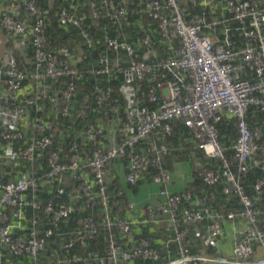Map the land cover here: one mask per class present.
<instances>
[{"label": "built area", "instance_id": "built-area-1", "mask_svg": "<svg viewBox=\"0 0 264 264\" xmlns=\"http://www.w3.org/2000/svg\"><path fill=\"white\" fill-rule=\"evenodd\" d=\"M99 1L113 28L120 27L122 19L135 14L125 5V0L118 6L115 0ZM200 1L203 6L209 5V0ZM222 2L221 13L206 18L187 16L178 0H146L144 14L156 24L158 39L169 48L161 53L164 56L150 50L144 55L137 54L133 45L115 38L105 40L106 50L116 57L99 55L98 69L90 71V75L95 78L112 73L122 75L119 91L124 99L125 114L118 122L121 141L107 150H95L89 159L82 161L75 153L76 144L71 145L63 158L59 151L52 149L57 141L56 119L58 116L84 118L91 109V100L98 107L109 101L110 88L95 84L92 97L83 95L75 108L78 59L65 47H48L38 0H0V28L6 33L0 45L7 43L4 62L0 63V258L6 251L13 258L28 256L32 264H39V257L50 251L54 264H90L89 259L71 255V252L75 244L87 247L97 236L100 223L86 216L79 230L70 232L74 241L61 242L67 234L59 229L74 208L64 202L38 198L44 189L64 193L56 184H65L68 178L79 182V193L87 205L94 202L93 182L103 208L105 229L110 233L117 230L123 238H130L135 223L109 215L105 186L111 163L126 159V182L130 187L137 186L149 168L155 172L152 181L161 186L159 195L164 203L155 207L148 205L144 209L146 220L143 223L151 224L161 218L172 228L173 238L163 249L173 244L176 257L163 264H264V226L260 223L264 207L257 205L264 193V134L247 122L250 108L264 112V2ZM190 3L195 5L196 0ZM21 10L26 15L19 14ZM34 17L35 22L31 24ZM99 17L96 9L80 17L61 10L59 22L61 26L80 27L82 20L94 21ZM231 23L236 27L230 26ZM171 31L179 41L178 47L173 44ZM28 34L34 49L33 63L30 70H23L10 37H27ZM81 38L88 42V31L82 30ZM151 43L149 34L139 40L144 48H149ZM119 52L127 56L124 67L117 57ZM63 79L66 81L62 82ZM49 81L62 82L63 88L58 94ZM40 101L50 106L46 113ZM31 108L39 116L33 122L28 116ZM40 112L45 114L44 120ZM225 118L236 121V141L230 158L219 143L216 129L217 123ZM173 122H180L189 129L196 148L207 158L220 162L218 171L200 168L198 176L202 183L211 187L224 182L223 194L237 197L241 211L224 215L212 209L206 195L196 197L187 191L169 192L170 176L164 169V158L169 150L155 138L171 135ZM23 123L25 128H22ZM102 133L101 127L89 126L79 138L94 141ZM141 143L144 149L137 148ZM38 159L46 162V170L41 175L36 167ZM252 168L263 174L251 184L255 197L246 195L244 188V180ZM26 208L41 212L45 221L34 216L24 228ZM128 208L132 211L133 206ZM225 222L237 227L231 259L191 255L185 245L186 226H194L192 236L199 245L217 249ZM56 243L58 247H54ZM256 248L261 250V257L254 258ZM163 249L152 247L146 239L124 249L110 234L104 253L96 257V261L98 264H123L132 260L156 262L170 257V253L161 255ZM53 261L50 259L49 263Z\"/></svg>", "mask_w": 264, "mask_h": 264}, {"label": "trees", "instance_id": "trees-1", "mask_svg": "<svg viewBox=\"0 0 264 264\" xmlns=\"http://www.w3.org/2000/svg\"><path fill=\"white\" fill-rule=\"evenodd\" d=\"M120 1L121 0H115L117 6ZM145 2L146 0H125V5L135 14L128 15L127 17L122 19L120 27L113 28L105 21V17L98 19L94 22V24H91V21H88V19L82 20L80 27H74L72 25H60L59 13L61 10H66L67 12L80 17L82 14L89 15V13H91L92 7H95L99 10L100 13L105 16L106 9L102 6L99 0H38L37 6L41 12L40 18L44 23V35L48 47L53 49L65 47L71 52V54L73 51V53L77 54L78 56V60L75 65V68L78 72V77L75 81V83L77 84V95L73 102L74 107L77 108L79 106L83 95L88 94L92 97L93 87L95 86V84L103 88H110L109 101L103 107L96 106L92 101L91 109L90 111L86 112V116L84 118L74 119L72 118V116L70 118H61L59 116L57 117V142L54 144L53 149L60 151L62 156H64L67 149L70 148L72 144H76L77 149L75 153L80 157L82 161L89 159L93 152L97 149L107 150V143L106 141H103L102 136L104 135V133L106 134V132L110 130L113 125L123 120L125 114V105L123 98L119 93L122 76L119 74H112L107 77L95 78L90 75V71L98 68L97 62L99 59V55L107 54L110 58L116 57L114 53L108 52L106 50L105 40L107 38H115L121 42L125 41L128 44L133 45L134 49L137 52H142V50L137 48L139 39L142 35L149 34L152 40L151 49L155 50L160 55H162L161 53L166 52V50L169 49L168 46L162 44V42L158 39L156 24L149 20L148 17L144 14L146 13V10L144 8ZM178 3L180 6H183L186 9L187 16L203 15L206 18H210L214 15L217 16V13H214V10L210 7V5L203 6L200 0H196L195 5L191 4L190 0H178ZM21 11L22 13L19 14H21L22 16L26 15L24 10ZM29 21L31 22V20ZM34 22L35 17L32 19L31 24H33ZM230 26L236 27V25L232 23L230 24ZM82 30H86L89 33L90 39L88 44H86L81 38ZM171 34L174 46L178 47V39L172 31ZM124 36L127 37L124 38ZM13 39L23 43L21 53L23 51V53L27 57L26 60L24 59L22 54L18 57L20 61V68L23 70H25V68L27 70H30L32 68L34 50L32 46V38L28 34L27 37H15ZM117 57L120 59L121 66H126L128 62L126 54L124 52H119ZM65 81L66 79L62 80V82ZM62 82L57 83V81H49L48 83L52 87H55V91L58 94L63 88ZM39 104L44 113H46L50 109V106L47 102L40 101ZM44 113L41 114L40 112V117H42L43 119H45ZM28 116L30 119L37 117L34 108L30 109V111L28 112ZM98 119L102 120V122L99 123V126H102L103 135L101 137L99 136L94 141H90L85 137H81L82 139L79 138L80 133L87 129V127L97 126ZM30 121L33 122L34 120L32 119ZM247 122L251 128L257 127L264 134V112H259L253 108H250L247 112ZM235 124L236 122L234 119L225 118L216 125L219 141L224 147L225 154L228 158L233 155L232 146L236 140ZM186 132L187 130L183 126H181L180 123H174L173 133L171 135L159 136L158 142L166 144L169 149V153L166 158L170 156V154H172V148H176L177 143L182 138H185L187 136ZM116 136L118 143L119 139L121 141V135L117 127ZM137 148L144 149L145 145L141 143L137 145ZM46 156L47 153L44 154V157ZM121 161L124 162L127 167V160L122 159ZM199 161L203 167L208 169L218 171L221 167L218 160L207 159L202 153H199ZM114 162L115 161L111 163V166ZM36 167L38 169V174L41 175L46 170L45 159H38L36 161ZM27 168L28 166H26V169ZM154 173V170L149 168L142 174L141 179L138 181L137 185L144 179H151ZM198 173L199 172L194 173L193 182L191 184L193 189H196V191L193 190L196 193L194 194L192 191H189L190 193H192L196 197L206 195L208 197L209 205L216 211V208L224 204L225 200L226 204L225 207H223L225 209L224 211L229 212L237 208L239 211H241L242 207L239 205L237 197H235L233 194H230L228 196L223 194L222 189L225 185L224 182L211 187H207L202 183L201 178L198 176ZM261 176H263V174L257 168H252L249 171V174L244 180L246 195L255 197V194L251 190L250 186L254 182V180ZM114 182H111V180H109L108 182V177L105 182L106 197L110 205L109 215L113 219L126 218L127 216L126 214L124 215V213L129 211L128 207L130 204H128L126 196H124L122 190L119 189ZM79 186V182L72 179L69 183L56 184V188L64 189V193L62 194H58L56 191L50 193L46 189L42 190V192L38 194V198L42 201L51 200L54 203L64 202L70 204L74 208V211L69 219L65 223L63 222L60 227L61 229H59L67 234V236H63L61 242L74 241L73 237L70 235V232L74 233V231H78L81 221L86 216L93 217L100 223L98 234L92 240V242L87 247H79L77 246V244H75L74 248L72 249L71 255H79L83 258L89 259L90 264H98L96 261V257L102 256V254L104 253V249L107 245L108 237L110 234L114 242L117 245H121L124 249H129L133 244H136L140 240L147 238V229L141 228L140 234L135 235L133 231V227L135 226L131 228L130 238H123L117 230H112L111 233L108 232L103 225L104 212L102 206L100 205V200L96 196V187L94 183H91V191L94 193V202L90 203L89 205L86 204L83 195L79 193ZM198 191L199 193H197ZM257 205L260 207H264V193L260 197ZM218 212L220 213L219 209ZM34 216L39 218V220L41 221H45V216L41 212L36 213L30 208H26L24 210L23 218L24 228H27L26 225L28 224L29 219ZM260 223L262 226H264V218H261ZM148 225L150 224H142L138 227H148ZM193 227V225L185 227L188 231V237L186 239L185 245L190 249L191 255L196 254L199 251L205 256H216L215 249L209 247L202 248V246L194 240V238L192 237ZM146 240H148L152 245L150 239ZM58 245L59 243H56L54 247H58ZM152 246L155 247L154 245ZM196 247L198 250L196 249ZM167 253H170V257L168 259L166 258L165 260L161 259L160 261L156 262L132 260L129 263L123 264H163L164 262L176 257L174 245H171L170 249H163L161 255L165 256L167 255ZM50 259L53 261L54 257L51 255L50 251H46L39 257L38 262L39 264H50ZM54 262L55 261H53L52 264H54ZM32 263V259L28 256L13 258L6 251L2 252V256L0 258V264Z\"/></svg>", "mask_w": 264, "mask_h": 264}, {"label": "crops", "instance_id": "crops-1", "mask_svg": "<svg viewBox=\"0 0 264 264\" xmlns=\"http://www.w3.org/2000/svg\"><path fill=\"white\" fill-rule=\"evenodd\" d=\"M209 5L214 10V13H221V9L223 6L222 0H215V1L210 0ZM126 37L127 36H124V38ZM5 39H6V33L0 29V40H5ZM11 44L15 45L16 54L18 55V57L21 56L22 54V56L26 60L27 59L26 55L23 53V51L21 53L23 43L20 41H16L15 39L12 38ZM6 45H7L6 43L2 44L4 50L0 54V63L4 62ZM137 48L142 50V52L144 51L143 53L138 52L141 55H144L147 51H149V48L141 47L139 42ZM72 54L75 59H78L77 54L73 53V51ZM51 88L53 91L56 90L55 87L51 86ZM32 119L35 120L36 117L31 118L30 120ZM97 122H98L97 125H100L99 123H101L102 120L98 119ZM116 127L117 129L119 128L118 123L113 125V127L110 130H108L106 134L104 133V135L102 136L103 141H106L107 143L106 148L115 146L120 142L119 139V142L117 143ZM22 128H25V123L22 124ZM186 133L187 136L185 138H182L177 143L176 148H172V154H170V156H168L164 162L165 163L164 169L170 176V182L167 185V189L172 194H178L183 191H190V192L192 191L194 194L196 193L194 192L196 191V189H193L191 184L193 182L194 173L195 172L197 173L199 167L202 166L199 161L200 152H198L195 149V142L190 140L191 139L190 134L188 132ZM155 141L159 143L158 142L159 138H155ZM126 176H127L126 164L122 161H115L112 164L111 169H109L108 182L109 180H111V182L115 181L114 182L115 185L119 189H121L122 192L124 193V196H126L128 204L133 206L132 211H127L124 213V215L126 214L127 216L126 219H130L135 223V227H133V231L135 235L140 234L141 228L147 229L148 232L146 233L147 235L146 239L151 240L152 245L155 246L154 248L163 249V246L168 241L172 240V235H173L172 228L167 222L161 221L160 220L161 218H159L155 222L148 225V227H138L142 224L145 225V223H143V221L146 220L144 216V209L148 205L156 206L158 204L164 203V199L159 195L161 186L159 184L154 183L152 179H148V180L144 179L135 188L132 189L129 187V185L126 182ZM71 180L72 179L70 178L67 179V181L69 182H71ZM197 193H199V191ZM225 204H226V200L224 204L216 208L217 211L219 209L220 213L224 215H226V213L227 214L237 213L239 211L237 208L229 212H226L224 211L225 209L223 208L225 207ZM236 222L238 223L239 221L237 220ZM222 226H223L222 235L218 241L215 254L218 257L231 259L232 250L234 246L233 244L234 236L237 227L231 222H225L223 223ZM170 246L168 249H170ZM256 251H257V256H255L254 258L261 257V250L257 248ZM194 255L205 256L203 253H200L199 251ZM200 264H213V263H200Z\"/></svg>", "mask_w": 264, "mask_h": 264}, {"label": "clouds", "instance_id": "clouds-1", "mask_svg": "<svg viewBox=\"0 0 264 264\" xmlns=\"http://www.w3.org/2000/svg\"><path fill=\"white\" fill-rule=\"evenodd\" d=\"M212 1H215V0H212ZM209 2H210V0H209ZM93 9H96L97 11H98V13L100 14V17H99V19L100 18H102V17H105V21L107 22V18H106V15L104 16L102 13H100L99 12V10L97 9V8H93L92 7V9H91V11L93 10ZM90 14V13H89ZM74 15V14H73ZM88 15V14H87ZM217 15H219V13H217ZM76 16V15H75ZM98 20V19H97ZM97 20H94V21H91L90 19H88V21H91V24H94V22L95 21H97ZM108 23V22H107ZM1 29V28H0ZM2 30V29H1ZM3 31V30H2ZM5 32V31H4ZM12 38H15V37H11L10 38V41H11V39ZM141 38V37H140ZM90 39V38H89ZM118 40V39H117ZM119 41V40H118ZM85 42V41H84ZM121 42V41H120ZM123 42H125V41H123ZM11 43V42H10ZM86 44H88L89 43V40H88V42H85ZM127 43V42H126ZM7 44V43H6ZM128 44V43H127ZM152 44V43H151ZM133 48H134V46H133ZM149 50L150 51H155V50H153V49H151V45H150V47H149ZM134 51H135V53H137V54H139L135 49H134ZM156 52V51H155ZM74 57V56H73ZM75 59V58H74ZM75 60H77V59H75ZM97 66H98V64H97ZM98 69V68H97ZM97 69H95V70H97ZM112 74H118V73H112ZM111 74V75H112ZM120 75V74H119ZM122 76V75H121ZM107 77V76H106ZM122 81H123V78H122ZM121 84H122V82H121ZM121 84H120V86H121ZM120 88V87H119ZM119 93H120V91H119ZM76 95H77V93H76ZM121 95V94H120ZM123 101H124V99H123ZM91 102H92V100H91ZM94 103V102H93ZM80 105V104H79ZM37 117H39L38 115H37ZM43 119V118H42ZM44 120V119H43ZM236 122V121H235ZM174 123H180V122H173L172 123V127H173V124ZM181 124V126H183L182 125V123H180ZM97 126H99V125H97ZM99 127H101L102 128V126H99ZM184 127V126H183ZM57 128V127H56ZM186 130H187V132L190 134V136H191V140L192 141H194L193 140V138H192V134H191V132L189 131V129H187L186 127H184ZM119 129V128H118ZM172 133H173V128H172ZM171 133V134H172ZM159 138V137H158ZM219 139V138H218ZM236 141V140H235ZM57 142V141H56ZM195 142V141H194ZM219 143H220V141H219ZM235 143V142H234ZM221 144V143H220ZM116 145H118V144H116ZM115 145V146H116ZM166 145V144H165ZM234 145V144H233ZM167 146V145H166ZM222 146V145H221ZM112 147H114V146H112ZM112 147H109V148H112ZM223 147V146H222ZM233 147V146H232ZM108 148V149H109ZM167 148H168V146H167ZM224 148V147H223ZM53 149V148H52ZM69 149V148H68ZM68 149H67V151H68ZM195 149L198 151V152H200V153H202V151H200V150H198L197 148H196V143H195ZM54 150V149H53ZM169 150V149H168ZM55 151H57V150H55ZM60 152V151H59ZM169 153V152H168ZM203 154V153H202ZM204 155V154H203ZM60 156L62 157V155H61V153H60ZM205 156V155H204ZM206 157V156H205ZM166 158V157H165ZM165 158H164V162H165ZM207 158V157H206ZM207 159H209V158H207ZM116 161H121V160H116ZM164 165H165V163H164ZM111 166V165H110ZM200 168H202V169H208V168H205V167H203V166H200L199 167V169H198V171L197 172H199V170H200ZM128 172V171H127ZM130 187V186H129ZM136 187V186H135ZM134 187V188H135ZM251 187V186H250ZM130 188H132V187H130ZM183 192H185V191H183ZM187 192H189V191H187ZM182 193V192H181ZM179 194V193H178ZM192 194V193H191ZM159 205V204H158ZM151 206H153V205H151ZM157 206V205H156ZM155 207V206H154ZM193 237V236H192ZM150 243V242H149ZM152 246V245H151ZM153 247V246H152ZM202 248H204V247H202ZM257 249V248H256ZM256 249H255V251H256ZM216 250V249H215ZM257 252V251H256ZM194 255V254H193ZM217 256V255H216ZM216 256H214V257H216ZM208 257H212V256H208Z\"/></svg>", "mask_w": 264, "mask_h": 264}, {"label": "rangeland", "instance_id": "rangeland-1", "mask_svg": "<svg viewBox=\"0 0 264 264\" xmlns=\"http://www.w3.org/2000/svg\"><path fill=\"white\" fill-rule=\"evenodd\" d=\"M4 50V48L2 47V45H0V54H1V52ZM16 50V49H15ZM109 169H111V166H110V168ZM68 183H69V181H67ZM132 188H134V187H132Z\"/></svg>", "mask_w": 264, "mask_h": 264}]
</instances>
